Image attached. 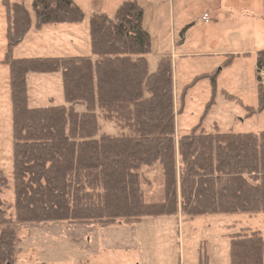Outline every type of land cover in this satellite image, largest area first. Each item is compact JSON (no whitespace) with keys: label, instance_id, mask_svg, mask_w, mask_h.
I'll list each match as a JSON object with an SVG mask.
<instances>
[{"label":"trees","instance_id":"1","mask_svg":"<svg viewBox=\"0 0 264 264\" xmlns=\"http://www.w3.org/2000/svg\"><path fill=\"white\" fill-rule=\"evenodd\" d=\"M0 1L14 197L8 217L1 198L8 180L0 171V264L14 263L21 225L109 229L146 219L264 215V131L219 133L215 127L206 133L202 118L176 139L171 58H157L149 69L150 38L137 1L123 0L113 17L89 16V56L22 59L12 53L30 30L78 25L85 13L73 0H32L33 22L22 4ZM262 72L264 50L256 53L258 112L264 109ZM30 74H59L64 104L29 107ZM215 77L197 79L209 78L215 87ZM245 109L249 117L256 113ZM228 238L229 264H264L262 232L242 229ZM198 264H209L204 252Z\"/></svg>","mask_w":264,"mask_h":264},{"label":"rangeland","instance_id":"2","mask_svg":"<svg viewBox=\"0 0 264 264\" xmlns=\"http://www.w3.org/2000/svg\"><path fill=\"white\" fill-rule=\"evenodd\" d=\"M113 1L108 2L109 6ZM135 1L143 9V28L150 38L149 69L154 70L157 58H171L176 139L189 134L202 118L206 133H213L215 127L219 133L263 132L264 109L257 111L256 53L264 50V0ZM10 2L22 4L34 22L32 0ZM108 16L112 17L114 13ZM88 18L86 13L84 21L78 25H50L40 31L30 30L14 49L13 57L90 55ZM5 34V13L0 1V171L8 180V187L1 190V198L10 208L7 216L13 217L11 100L8 68L2 64L7 47ZM227 59L229 62L225 64ZM262 73L260 77L264 85ZM212 74L216 75L215 87L209 78L197 79ZM59 77V74L28 75V106L38 108L64 104ZM209 103L211 105L207 107ZM246 107L256 113L247 116ZM103 125L102 128L110 126ZM151 176L157 178L158 174L152 172ZM158 185L156 181L152 190L158 189ZM158 219L179 221L181 264H198L200 252L207 255L209 264H229L228 235L240 233L242 229L257 230L264 235V215L202 216L191 221H181L180 217ZM150 220L157 219L144 221ZM80 227L85 226L64 223L19 226L16 234L20 251H17L12 264H149L159 258L153 252L155 246L151 250L148 246L156 236L152 226L140 230L139 251H124L112 245L109 249H99L98 253H93L90 246L88 251L77 246L81 237ZM87 228L99 232L108 230ZM125 236L127 234H123Z\"/></svg>","mask_w":264,"mask_h":264},{"label":"crops","instance_id":"3","mask_svg":"<svg viewBox=\"0 0 264 264\" xmlns=\"http://www.w3.org/2000/svg\"><path fill=\"white\" fill-rule=\"evenodd\" d=\"M73 1L85 14L87 13L89 16L92 14H106L108 16L109 13L115 14L123 0H115L110 6L108 4V2L110 3V0ZM77 110H81V108H77ZM146 226H152L153 230L156 232V236L152 241V244H148V246L150 245L151 250L154 245L155 249L153 252L159 257L158 259L151 261L149 264H181L182 248L178 231L179 221L173 219L143 221L136 227L135 231H132L133 227L123 226L114 227L100 232L93 228L80 227L79 233L81 234V237L77 246L83 251H88V247L90 246L93 253H98L100 251L99 249L103 247L109 249L112 245H117L118 247L124 249V251H139L138 240H142L140 239V230H142V228L144 229ZM130 233H133L134 235L131 236ZM123 234H127V236L123 237ZM118 235H121V238H115ZM82 259L85 260L86 256L82 257Z\"/></svg>","mask_w":264,"mask_h":264},{"label":"built area","instance_id":"4","mask_svg":"<svg viewBox=\"0 0 264 264\" xmlns=\"http://www.w3.org/2000/svg\"><path fill=\"white\" fill-rule=\"evenodd\" d=\"M264 75V73H262Z\"/></svg>","mask_w":264,"mask_h":264}]
</instances>
